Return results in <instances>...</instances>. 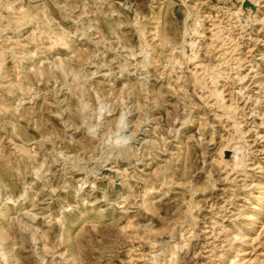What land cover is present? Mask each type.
I'll list each match as a JSON object with an SVG mask.
<instances>
[{
    "label": "rangeland",
    "instance_id": "obj_1",
    "mask_svg": "<svg viewBox=\"0 0 264 264\" xmlns=\"http://www.w3.org/2000/svg\"><path fill=\"white\" fill-rule=\"evenodd\" d=\"M0 264H264V0H0Z\"/></svg>",
    "mask_w": 264,
    "mask_h": 264
},
{
    "label": "bare ground",
    "instance_id": "obj_2",
    "mask_svg": "<svg viewBox=\"0 0 264 264\" xmlns=\"http://www.w3.org/2000/svg\"><path fill=\"white\" fill-rule=\"evenodd\" d=\"M238 153H240V154H242V152L240 151V152H238V151H236L235 152V155H236V159H237V161L238 162H240L241 161V159H240V156H239V154ZM244 159V158H243ZM242 163V162H241Z\"/></svg>",
    "mask_w": 264,
    "mask_h": 264
}]
</instances>
